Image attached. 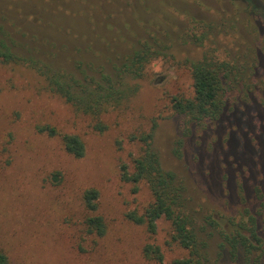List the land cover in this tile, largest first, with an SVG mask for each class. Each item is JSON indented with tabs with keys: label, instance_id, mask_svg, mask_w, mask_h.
I'll use <instances>...</instances> for the list:
<instances>
[{
	"label": "rangeland",
	"instance_id": "rangeland-1",
	"mask_svg": "<svg viewBox=\"0 0 264 264\" xmlns=\"http://www.w3.org/2000/svg\"><path fill=\"white\" fill-rule=\"evenodd\" d=\"M22 1L0 0V22L16 50L77 79L100 72L113 75L114 66L141 40L157 39L170 48L164 50L167 57L151 61L135 81L137 93L101 117L106 125L101 133L92 130L87 116L50 94L33 70L0 66V250L8 264H153L141 254L147 243L160 247L165 263L185 256L186 251L170 243L164 220L150 235L125 217L142 212L152 200L145 184L134 190L120 177V165L130 170L137 154L138 144L129 142V136L151 127V147L161 168L183 183L186 209L205 242V256L229 264L226 253L219 252L218 230L245 224L252 216L261 255L247 259L240 250L236 264H264L260 121L225 117L204 127L186 125L170 106L173 96H192L185 61L198 60L208 49L239 65L241 72L253 73L264 87V0H93L92 6L75 9L82 10L80 21L85 22L74 20L71 33L48 34L42 45L21 36L32 28L16 13ZM25 2L32 11L33 0ZM248 2L257 8L254 14L242 11ZM200 35L204 38L198 40ZM41 125L77 135L84 144L83 157L73 158L58 137L39 133ZM55 173L59 182L52 178ZM88 188L98 192L96 215L107 227L101 238L84 230L87 212L81 198Z\"/></svg>",
	"mask_w": 264,
	"mask_h": 264
},
{
	"label": "trees",
	"instance_id": "trees-1",
	"mask_svg": "<svg viewBox=\"0 0 264 264\" xmlns=\"http://www.w3.org/2000/svg\"><path fill=\"white\" fill-rule=\"evenodd\" d=\"M25 1L27 0L21 2L22 9L15 7L16 13L24 19L26 27L31 23L32 28L24 30L26 32H22L21 36H27L32 42L36 41L40 45L47 43L48 34L56 37V34L71 33L74 20L80 24L85 22L80 21L84 15L79 12L82 10L75 9L80 6H92L93 3V0H33L32 7H29L32 11L28 12V6L23 5ZM70 4H74L75 8H70ZM241 9L247 14L257 11L255 5L250 2ZM1 20L6 21V18L3 16ZM1 23L0 66L21 65L33 70L42 79L44 88L50 94L61 97L75 112L87 116L91 120L92 130L98 133L106 130L101 117L135 95L139 90L135 81L142 79L146 66L153 60L167 57L164 50L170 48L157 39H152V44L144 39L138 42V47L119 65L114 66L113 75L100 72L97 77L83 75L77 79L31 54H21L16 50L18 45L11 33ZM200 36L202 37L198 40L204 38V35ZM170 57L173 59V56ZM185 66L192 82V96H173L170 106L172 112L182 117L186 125L204 127L225 117L237 120L240 118L241 121H260L259 128L264 134V87L260 85V89L253 73L241 72L239 65L227 58H220L215 49L203 51L198 60L185 61ZM247 68L250 69V66L247 65ZM126 77L133 82L129 80V83H125ZM250 108H253V111ZM36 129L49 137H58L64 151L73 158L83 157L84 144L77 135L61 133L50 125L37 126ZM153 130L154 127H151L147 132H138L128 138L129 142L138 144L137 154L131 159L130 170L126 164L120 165V177L123 181L131 183L134 190L138 189L139 184H145L152 200L142 212L130 211L125 217L134 225L143 226L150 235L155 233L157 222L164 220L169 225L170 243L186 251V255L165 263L160 247L147 243L142 247V257L153 264H216L203 252L205 242L200 241L196 222L186 209L182 181L172 171L161 168L158 155L151 147ZM52 178L59 182V173L53 174ZM255 191L257 196L261 197L260 191ZM97 200L96 189L88 188L83 191L81 201L87 212L83 222L85 233L101 238L105 235L107 227L104 219L96 215ZM245 212L247 213V210ZM248 217L245 224L239 223L218 230L219 252L226 253L229 264H236L240 250L247 259L253 253L257 254V258L261 255V239L257 234L254 218ZM0 264H8V258L1 250Z\"/></svg>",
	"mask_w": 264,
	"mask_h": 264
}]
</instances>
